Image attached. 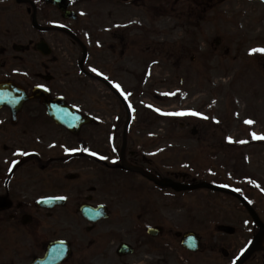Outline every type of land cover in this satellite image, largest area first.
<instances>
[{
	"label": "flooded vegetation",
	"instance_id": "flooded-vegetation-1",
	"mask_svg": "<svg viewBox=\"0 0 264 264\" xmlns=\"http://www.w3.org/2000/svg\"><path fill=\"white\" fill-rule=\"evenodd\" d=\"M161 1L0 0V83H12L26 95L42 88L50 98L64 95L78 99L79 95L71 94L69 88L79 87V80L76 83L69 78L66 84L57 85V77L48 71L49 63L57 62L58 52L60 59L64 56L71 64L81 53L80 63L84 47L86 58L78 63V71L108 90L98 76L119 85L116 89L121 93L127 92L128 85L109 70H125L122 73L126 78L130 50L145 46L148 51L152 45L157 52L159 33L146 31L143 17L160 15ZM181 1L174 0L173 6ZM206 2L195 0L194 4L203 7ZM43 47L50 54L45 55ZM260 55L252 58L238 54L237 58L253 68L255 63L262 65L264 72V56ZM87 68L91 72L87 73ZM61 74L65 76L58 75L60 78H68V72ZM95 101L89 106L71 103L80 110H105V117L110 116L100 125L83 127L79 133L83 137L56 125L38 99L24 103L14 120L10 106L0 107V264H31L57 242L68 249L67 259L60 264H207L219 256L235 261L241 203L231 195L224 204L200 201L196 191L161 189L145 177L122 169L121 154L126 164L135 167H143L145 157L139 151L126 150L121 121L114 120L117 115L102 106L105 98ZM99 127L102 131L97 135L108 143L101 151L95 149ZM86 142L94 149L79 153ZM154 170L159 175L160 165ZM165 175L175 182H187L186 174ZM124 177L126 184L118 183L117 179ZM139 178L145 183H139ZM37 185L51 187L52 191L38 190ZM149 196L152 199H147ZM82 205L99 207L100 220H84ZM213 208L221 218L209 214H214ZM148 226L155 228V236L147 232ZM224 226L233 231L224 230ZM257 230L252 225L244 233L251 236ZM185 233L195 234L197 252L182 246ZM121 244L129 245L133 253L118 256L116 250Z\"/></svg>",
	"mask_w": 264,
	"mask_h": 264
},
{
	"label": "rangeland",
	"instance_id": "rangeland-1",
	"mask_svg": "<svg viewBox=\"0 0 264 264\" xmlns=\"http://www.w3.org/2000/svg\"><path fill=\"white\" fill-rule=\"evenodd\" d=\"M173 2L174 0L161 1L160 15L146 14L143 17L144 29L159 33V53L152 56L148 52H136L139 57L129 60V76L126 78L122 73L125 70H109L122 84L128 85L129 104L138 110L131 123L130 141L126 148L129 144V147L135 149L146 145L144 152L152 164L147 168L152 170L153 164L159 162L161 178L168 171L183 172L189 174L192 181H197L212 179L213 176L209 174L218 172L230 180H240L242 173L248 175L245 171L250 167L264 169V144L245 146L248 139H254L251 133H256L257 136L264 134V72L262 65L255 63L253 68L237 58L238 54L250 57L248 52L252 49L264 48V5L247 0H208L203 7H195V0H182L175 6ZM217 39L220 42L215 48L213 42ZM147 43L151 44V41ZM149 47L151 51L155 48L152 45ZM237 47L241 49L239 53ZM58 54L57 62L53 65L49 63L48 71L57 77L54 78L57 79L56 84H66L69 78L79 83L80 78L86 86L81 97L74 99L69 96L70 101L92 103L94 98L98 100L102 96L106 101L102 106L109 107L107 109L111 113L121 112L122 106L112 98L108 89L78 75L77 62L80 55L76 59L74 57L71 64L64 56L60 59V53ZM260 54L251 57L256 58ZM21 57L24 59L25 55ZM61 71L68 72V78H60ZM141 77L144 80H138ZM226 84L232 86L227 87ZM216 87L221 90H216ZM164 93L175 95H163ZM146 108L159 110L156 111L159 119L156 118L154 124L148 123V112L145 114L142 111ZM101 111H93V116L102 117L103 121L110 118L109 115L105 117V110ZM190 111L200 113L207 119L193 115L162 114ZM152 118L151 115L150 119L153 120ZM246 120L253 123L246 124ZM192 128L198 132L197 137L190 135ZM99 142L101 138H98L97 143ZM103 144L99 146L103 147ZM195 157L197 162L193 163L191 159ZM255 173L261 172L258 169ZM220 177V180H225ZM124 180L125 177L117 179L118 183L126 184ZM261 184L259 187L264 190V182ZM37 186L38 190L52 191L51 187ZM194 194L202 197L199 198L200 201L213 200L222 204L229 201V198L221 195L215 197L207 193L208 197H204V193ZM246 194L264 223V192L246 191ZM150 198L149 196L147 199ZM176 199L179 201L182 198ZM239 210V218L236 220V252L255 236L244 233L252 224L242 207ZM213 213L209 212L214 219L221 218L217 216L216 208H213ZM249 236L251 238L248 239ZM263 256L264 249L260 246L245 264H262ZM219 257L206 263L228 264L230 261V257Z\"/></svg>",
	"mask_w": 264,
	"mask_h": 264
},
{
	"label": "water",
	"instance_id": "water-1",
	"mask_svg": "<svg viewBox=\"0 0 264 264\" xmlns=\"http://www.w3.org/2000/svg\"><path fill=\"white\" fill-rule=\"evenodd\" d=\"M264 3V0H260ZM43 52L45 55H48V51L45 49ZM42 52V53H43ZM0 103L2 104H9L12 107V115L15 116L17 112L19 111L21 105L28 100V98L31 99H39L41 104L45 106L47 113L58 123L65 126L69 130L72 131V133H77L79 126H82L84 124H90L93 123V121L88 117H83L76 111H74L71 108H68L65 106L62 99H50L48 94L46 92H42L38 88H35L32 90L31 97H26L23 91H19L15 86L12 84H0ZM76 124V126L74 125ZM126 167V166H125ZM172 187L174 188H181V189H194V188H200L205 187L212 190H219L216 187H213L208 184H198L194 186H183L179 184H173ZM227 192V191H225ZM238 197V196H237ZM242 201V199H241ZM243 202V201H242ZM244 205L246 209L249 211L251 217L253 218L254 222L261 228L258 236L264 231V226L259 222L256 214L252 211V209L244 202ZM84 216L88 218V214L84 213ZM254 240L253 244L250 246L248 251L242 256V258L236 263V264H243L244 261L250 256L252 252L255 251L256 245H257V238ZM188 248L191 250H195L197 248L196 241L193 240L191 243V239L187 241ZM55 256L56 254H53V251L47 254L45 257V262H38L36 264H55Z\"/></svg>",
	"mask_w": 264,
	"mask_h": 264
},
{
	"label": "snow or ice",
	"instance_id": "snow-or-ice-1",
	"mask_svg": "<svg viewBox=\"0 0 264 264\" xmlns=\"http://www.w3.org/2000/svg\"><path fill=\"white\" fill-rule=\"evenodd\" d=\"M253 53H261V54H264V48H255V49H252L250 51V54H253ZM93 71H96L95 69H93ZM99 74V73H98ZM106 78V77H105ZM115 87L119 88V85H115ZM163 95H175V93H164ZM156 111H159L158 109ZM162 114H165V115H193V116H201L200 113H197V112H194V111H190V112H179V113H162ZM201 118H204V119H207V117H203L201 116ZM246 124H252L253 121L251 120H246L245 121ZM251 135L253 136L254 139H264V137H261V136H257L256 133H251ZM241 143H244L246 141H240ZM67 151V149H66ZM85 151H87V149H85ZM93 155H95V153H92ZM103 159V157H101ZM58 199H64L63 197H59Z\"/></svg>",
	"mask_w": 264,
	"mask_h": 264
},
{
	"label": "bare ground",
	"instance_id": "bare-ground-1",
	"mask_svg": "<svg viewBox=\"0 0 264 264\" xmlns=\"http://www.w3.org/2000/svg\"><path fill=\"white\" fill-rule=\"evenodd\" d=\"M258 246L264 247V234L260 237L258 241Z\"/></svg>",
	"mask_w": 264,
	"mask_h": 264
}]
</instances>
